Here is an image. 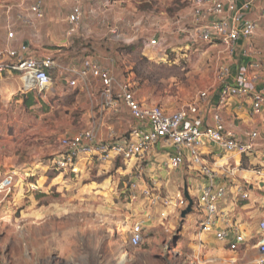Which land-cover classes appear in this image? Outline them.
Returning a JSON list of instances; mask_svg holds the SVG:
<instances>
[{"label":"rangeland","instance_id":"obj_1","mask_svg":"<svg viewBox=\"0 0 264 264\" xmlns=\"http://www.w3.org/2000/svg\"><path fill=\"white\" fill-rule=\"evenodd\" d=\"M62 1L57 25L48 36L49 29L41 24L44 18L27 17L20 0H0V48L6 44L8 32L14 34L10 45L19 47L33 31L39 46L36 52L46 50L51 58L77 65L92 59L113 71L120 81L115 80L117 85L128 83L147 105H159L158 100L166 97L180 98L181 90L198 81L199 71L214 66V55L216 58L221 53L219 49L202 56L208 47L199 42L184 58L183 50L168 46V38L155 36L154 18L163 12L171 17L169 25L175 28L182 22L187 0H81L82 16L73 36H67L68 26L62 21L73 1ZM19 16H26L31 23ZM129 36L136 39L130 43ZM153 39L156 45L141 55V49ZM69 115L75 117L71 112ZM125 115L133 121L128 110ZM31 116L39 131L38 140L44 136V129L50 136L34 144L31 165L26 167L31 171L18 174L21 179L14 189L0 194V264H228L225 261L234 257L229 264H256L264 258L251 247L258 239L257 226L251 227L249 242L230 255L218 259L215 249H206L197 226V188L194 184L188 187L186 178L179 185L172 181L161 187L145 184L165 198L188 193L192 211L184 219L180 218L183 209L170 206L161 218V209L148 207L143 199L131 200V193L141 190L132 191V181H146L147 170L154 173L147 161L101 164L92 160L83 163L76 176L54 173L49 160L57 150L58 135L51 130L56 120L61 122L60 128L69 125L63 112L60 118L56 110L40 120L35 113ZM190 177L195 179L196 175ZM30 184L37 190L29 188ZM259 213L264 216V203L259 205ZM259 220L258 215L254 223ZM139 222L142 241L133 247L130 230Z\"/></svg>","mask_w":264,"mask_h":264},{"label":"crops","instance_id":"obj_2","mask_svg":"<svg viewBox=\"0 0 264 264\" xmlns=\"http://www.w3.org/2000/svg\"><path fill=\"white\" fill-rule=\"evenodd\" d=\"M41 1L44 12V19L41 24H45L46 28L49 29L47 34L49 36L53 25L54 27L57 25L58 19L56 17H60L58 14L61 11L60 6L63 1ZM169 1L171 2V0ZM244 1L235 0L238 5H241ZM263 2L264 0H256L251 9L243 14L246 19L257 23V30L251 39H241L236 43L232 57L225 55L220 45L204 43L199 40L197 34L202 26L210 20V17H196L193 11V0H187L188 5L187 7L184 6L182 10L183 15L180 18L182 22L176 25L175 28L170 27L169 22L171 17L163 12L158 19L154 18L155 36L159 37V39L161 36L168 38V46L174 47L175 51L178 49L182 52L183 50L184 54L181 56L184 58L188 56L187 51L189 49L192 50L194 44L199 42L208 47L202 56L207 55L208 52H215L221 49L219 56L215 58L214 55V66H209V69L202 68L199 71L200 78L198 81H193L194 84H190L188 89H182L180 98H162L158 100V106L166 113H173L189 105L196 99L198 93L205 92L206 98L198 102V112L196 115L190 116L189 123L200 127H209L212 125V116L217 110L223 120L225 129L233 132L239 141L246 142L248 134L251 132L258 134V138L255 141V151L248 158L231 157V155L224 154L215 146L208 144L201 150L203 160L217 174L215 183L224 186L225 189V196L220 208L225 214L224 219L227 223V242H231L234 235L240 233L245 237V244L248 243L249 238H251L250 230L257 226L255 218L258 215L260 219L264 217L260 216L259 213V205L264 203V181H261L253 173V169L261 165L263 160L264 107L259 113H253L250 99L247 97L230 98L224 105H219L221 87L215 77L217 70H215V67L219 64H225L228 67L229 77L227 84L229 85L233 84V77L240 67H248L249 75L253 78L255 77L254 87L256 92L264 96V68L258 71L249 68V64L254 61H264V19L260 17V7ZM71 3L73 4V2ZM70 11L67 7L65 11L67 13L66 17ZM63 17L62 21L65 22L66 17ZM136 24H139V21ZM171 34L173 37H171ZM26 35L27 41H24L22 45L26 47L27 56L37 58L50 56L46 50H42L39 53L35 51L39 46L33 31H29ZM129 37L130 43L136 39L135 37V39L131 36ZM50 38L52 37L50 36ZM13 47L17 48L18 46L15 47L13 45ZM150 48L151 46L149 45L147 47L144 46L141 49V55L145 56L150 51ZM58 61L64 66L77 65L66 63L62 60ZM109 71L115 80L118 81L113 71ZM90 83L93 85H90ZM20 85L21 81L19 75L16 73H7L0 76V179L6 175H13L16 180L15 186L18 180L21 179L19 175L31 171L30 168L27 169L26 167L31 165L34 156L32 151L34 144L45 141L50 136L48 130L44 129V136L38 140L39 131L36 125H34L31 116L34 113L39 115L38 118L40 120V118H44L55 110L58 112V117L62 118L61 114L63 112L64 119H66L69 127L60 128L61 122L56 120L52 128L54 131L52 132L51 130L52 134L58 135V140L63 136H73L83 130L89 129L93 130L100 140L106 141L109 131H113L116 140H120L123 136L119 135L121 132L127 134L131 128L135 127V122H131L125 115L127 109L122 101H118V111L115 113L111 112L104 105V101L99 95V84L90 78H88L85 84L78 81L75 87H68L65 79L54 75L52 88L44 93L36 91L23 93L20 90ZM133 95L136 100L145 103V99L137 93L133 92ZM69 112L75 115V117L71 118ZM21 152L25 154L22 155ZM172 153L171 147L165 144L160 143L155 146L144 159V161L150 163L152 166L150 170L154 171V173L150 172L151 174H148L147 170L144 172L146 181L144 178H141L139 179V183L150 182L151 184L156 183L160 186L172 181L173 184L179 185L180 181L186 178L187 186L190 187V185L194 184L197 188L196 194H198L199 188L205 185L206 178L196 168L189 165V158L186 153L184 154L185 158L182 166L175 171H169L167 164ZM146 167L148 168L149 165L147 164ZM230 170H232V175H230ZM192 174L196 175L195 179L190 177ZM238 186H241L242 190L247 193L248 199L246 201L238 199ZM186 195L188 196V193ZM197 216L199 222L200 215L197 213ZM231 227H234V229ZM199 235L206 240V249H215L216 253H218V259L231 254L229 250L225 249L227 243H219L211 235ZM251 247L257 248V245L253 244Z\"/></svg>","mask_w":264,"mask_h":264},{"label":"built area","instance_id":"obj_3","mask_svg":"<svg viewBox=\"0 0 264 264\" xmlns=\"http://www.w3.org/2000/svg\"><path fill=\"white\" fill-rule=\"evenodd\" d=\"M71 11L66 17L68 26L67 36H73L82 16L81 0H72ZM256 0H245L238 5L235 0H193V11L198 18L205 16L210 20L202 26L197 34L204 43L218 44L225 55L232 57L236 43L241 40L251 39L256 30L257 23L246 19L244 13L248 12ZM25 6L27 17L37 20L44 18L41 0H20ZM21 17V16H19ZM24 18L28 24L30 19ZM260 17L264 19V2L260 7ZM13 32H8L7 42L0 48V76L7 73L19 75L23 93L36 91L44 93L49 91L54 84V75L67 81L68 87H75L77 82L87 83L88 78L99 84V95L104 105L115 113L119 109L118 101H122L128 110L135 127L131 128L120 140H116L115 133L109 131L106 141L97 138L93 130H83L73 136H63L58 140L57 151L51 155L49 167L54 173L67 176L79 174L82 163L95 160L98 163H115L117 161L135 164L142 162L151 150L162 143L171 147L173 153L169 158L167 169L175 171L184 163L185 153L189 158V165L199 171L206 178L204 186L199 188L196 211L200 215L198 231L201 235H211L219 243H227L230 252H236L245 244V237L240 233L234 235L233 240L227 242L225 214L220 208L225 196L222 185L215 183L217 174L203 160L201 150L208 144L215 146L222 153L236 158H248L255 151L256 132L248 134V140L241 142L235 134L224 127L223 120L216 110L212 116V125L200 127L189 123L191 115L197 114V104L206 98L205 92L198 93L195 100L189 105L173 113H166L158 105H147L134 98L131 86L128 83L117 85L110 71L102 68L92 59H84L78 65H62L58 60L46 57H32L26 55V47L21 45L14 48L10 45ZM149 46H155L153 39ZM249 68L258 71L264 68V61H254ZM74 77L73 79H69ZM229 69L225 64H220L216 70V80L221 87L219 105H224L230 98H249L253 113L257 114L264 107V96L256 92L254 78L249 75L248 67H240L233 77V84H227ZM116 88H119L116 91ZM138 172V170H136ZM141 172V171H140ZM232 170H230V175ZM256 177L264 181V149L261 165L253 169ZM13 175H6L0 179V194H8L15 187ZM134 182V183H133ZM139 185V179L133 180L130 189L141 188L140 192H132L129 197L133 201L142 200L148 207L161 209L160 217L164 218V209L173 206L185 210L188 201L185 196L176 194L173 198L162 197L159 191ZM32 190H37L35 185H29ZM238 199L246 201L248 195L241 186L237 189ZM152 209V210H154ZM182 210V211H183ZM181 218V217H180ZM182 219V218H181ZM184 219V218H183ZM222 225H225L222 227ZM234 229V227H231ZM141 223H134L130 230L129 242L135 247L142 241ZM257 250L264 255V217L257 224ZM235 258V257H234ZM232 258L225 263H233ZM256 264H264V258L257 260Z\"/></svg>","mask_w":264,"mask_h":264},{"label":"water","instance_id":"obj_4","mask_svg":"<svg viewBox=\"0 0 264 264\" xmlns=\"http://www.w3.org/2000/svg\"><path fill=\"white\" fill-rule=\"evenodd\" d=\"M185 197L188 201V206L186 207L185 210H183L180 214V217L183 219L185 218L188 214H190L191 210H192V202L190 201V199L187 197V195L185 194Z\"/></svg>","mask_w":264,"mask_h":264},{"label":"trees","instance_id":"obj_5","mask_svg":"<svg viewBox=\"0 0 264 264\" xmlns=\"http://www.w3.org/2000/svg\"><path fill=\"white\" fill-rule=\"evenodd\" d=\"M132 49H133L132 46L128 47V50H129L130 52L132 51Z\"/></svg>","mask_w":264,"mask_h":264}]
</instances>
